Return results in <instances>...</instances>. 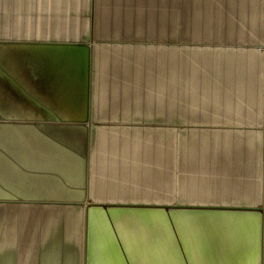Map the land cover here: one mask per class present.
<instances>
[{
	"label": "crops",
	"instance_id": "crops-1",
	"mask_svg": "<svg viewBox=\"0 0 264 264\" xmlns=\"http://www.w3.org/2000/svg\"><path fill=\"white\" fill-rule=\"evenodd\" d=\"M0 264H264V0H0Z\"/></svg>",
	"mask_w": 264,
	"mask_h": 264
},
{
	"label": "rangeland",
	"instance_id": "rangeland-1",
	"mask_svg": "<svg viewBox=\"0 0 264 264\" xmlns=\"http://www.w3.org/2000/svg\"><path fill=\"white\" fill-rule=\"evenodd\" d=\"M5 169V168H4ZM6 170V169H5ZM4 216H5V221H8V220H10L11 219V217H12V214L11 213H5L4 214ZM8 222H10V221H8ZM6 223V222H5ZM7 225V224H6ZM5 225V226H6ZM10 231H11V229H10V225H8V228H5V234H9V236H10ZM5 237H6V235H5ZM10 240V237H9V239H6V241H9ZM5 247V252L7 251V252H10V246L9 245H5L4 246Z\"/></svg>",
	"mask_w": 264,
	"mask_h": 264
}]
</instances>
